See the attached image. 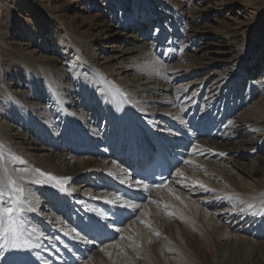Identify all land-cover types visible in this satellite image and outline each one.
<instances>
[{"label": "rangeland", "instance_id": "rangeland-1", "mask_svg": "<svg viewBox=\"0 0 264 264\" xmlns=\"http://www.w3.org/2000/svg\"><path fill=\"white\" fill-rule=\"evenodd\" d=\"M39 4L49 7L45 15L49 22L40 21ZM147 10L153 19L151 23L144 21ZM263 10L264 0H0V129L18 124L21 130L29 132V138L49 146L55 142L47 131L52 124L60 133L71 129L70 147H64L65 141L51 146L61 154V164L66 169L56 177L77 178L68 179L70 185H65L72 187L73 183L75 190L85 194L98 193L99 189L112 192L110 182H115V170L109 166L118 160V154L108 150L95 135L106 124V110L86 107L90 96L105 98L106 94L90 91L89 86H120L133 93L139 82L170 83L173 75L164 72L193 69L181 81L171 80L173 87L187 85L195 89L206 83L201 106L221 87L228 94L223 98L233 103V114L227 116V121L245 112L253 121H262L264 31L258 32L256 21ZM194 25L201 32L188 37ZM139 47L135 52L124 53L127 48ZM87 61L92 69L84 64ZM196 65L207 68L197 70ZM175 81L183 87H176ZM140 91L136 94L141 99L152 95L150 90ZM24 101L33 104H28L30 111L21 109ZM16 113L19 114L15 116ZM80 115L87 126L79 129L76 121ZM37 119L43 124L39 125ZM173 120L153 119L162 131L177 135L175 128L179 125L172 124ZM67 121H73L69 128ZM82 129L92 133L83 142L79 139ZM37 130L44 136L39 137ZM8 133L0 130V136ZM151 136L152 133L145 135L152 142ZM239 138L246 148L239 152L227 147L214 148L209 157L207 173L219 176H203L205 184L216 189L208 194L209 203L199 200L208 195L197 194L195 188L187 190L188 183L180 185L183 190H179L172 182L155 200L149 201L144 195L134 202L140 208L128 220L133 222L118 245L120 248L105 255L100 263L87 255L81 264H127L124 260L128 259L149 264L144 255L130 252L152 254V247V264H173L175 258L171 256L177 257L178 264H264V222L261 228L248 232L234 223L237 218L230 222L224 218L236 206L246 204L247 211L255 216V226L261 224L259 216L264 211V127L254 128ZM10 142L20 147L26 144L13 136ZM187 144L192 146L193 142ZM42 152L52 155L48 150ZM125 152L123 147L122 153ZM39 186L35 184L29 190L40 197L35 199L41 202L39 211L48 212L45 215L49 214L50 220L55 216L59 220L62 217L51 211L54 207H44L48 203L41 197ZM167 247L176 253H168Z\"/></svg>", "mask_w": 264, "mask_h": 264}, {"label": "bare ground", "instance_id": "bare-ground-1", "mask_svg": "<svg viewBox=\"0 0 264 264\" xmlns=\"http://www.w3.org/2000/svg\"><path fill=\"white\" fill-rule=\"evenodd\" d=\"M41 1L42 0H40V2ZM37 6L41 12L39 17L40 21L43 20L47 22V16L45 15L47 11H49V7L47 8L43 4H39ZM262 13H264V10ZM146 14L147 16L144 18V21L150 23L153 22L149 10H147ZM256 23L259 28L258 32H263L264 14L258 17ZM200 32L201 29L199 26L197 27L194 25L193 29L190 28L188 31V37ZM140 48L141 47L127 48L124 50V53L126 54L135 52ZM84 64L88 66L89 61ZM92 66V64L89 65V68L92 69ZM198 66L196 65L197 70L207 68L206 66ZM175 70L176 71L169 70L170 72L167 73L164 72L168 76L173 75V77H169L170 83H156L157 81H153V83L150 84L148 81L139 82L137 85L138 89H134L132 91L133 93L127 89H120V86L111 88H107L106 86L105 88H98L97 83H95L89 86V90H93L94 92H99V90L104 91L106 94L105 98H101L95 94L94 96L89 95L90 97L86 99V107L94 110L100 109V111L101 109L106 110V124H104L101 132L96 133L95 135L99 141H102L106 144L108 150H113L116 154H118V160L115 159L112 162V165L109 166V168L115 170V177H113L115 182L113 181V184L118 182L119 184L126 186L137 193L145 194L148 196L149 201L158 199L157 194L169 187L172 182H174L176 186L179 187V190H183L181 189L180 185L188 183L189 185L186 184L187 190H193L195 188L194 191H196L197 194L204 196L208 194L210 195V193L216 189L214 186L205 184L206 180L205 178L203 179V176H206L207 178L215 175L218 176V174L207 173V165L211 164V159H209V157H211L210 155L215 151H213V149L227 147L228 149H231V151L236 149L239 152L240 150L246 148L243 139H240L239 137L241 135L244 136L247 132L253 130L254 128L264 127V119H262V121L258 119L255 122L251 118V115L247 114L246 112L241 115H236L237 117H235L234 120L230 119L227 121V116L229 114H233V103H229L223 98L224 95L226 97L228 94L224 93L221 87H218L217 89L219 91H214L211 96L209 95L210 91H207V95L210 96H208L209 98L207 99L208 103L204 102V104L201 106L200 101L203 99L206 83L202 82L199 87H196L195 89H193V86L189 87L186 85V87H183L178 85V83L181 81L180 79L186 75H189L193 69L184 70L180 68ZM169 78L167 77V79ZM171 80H180L175 81L174 84L176 87L183 88L176 89L173 87V84H171ZM143 84L145 86H142ZM138 90H150L152 95L149 98L141 99L139 94H136L139 92ZM238 91H240V87L238 88ZM49 98L48 103H50L52 100L51 97ZM75 98L77 100L79 99V97ZM104 101L105 105L102 107ZM25 103H27V105ZM146 103H148L147 106H149V108L146 107ZM28 104L31 107L33 105L29 101H24L21 105V109L24 108L25 111H30L31 107L28 106ZM50 107L52 108L54 106L51 105ZM97 112L99 113V111ZM17 114L19 113H16L15 116H17ZM38 114L39 113H37V115ZM184 115H186V117H184ZM66 118L69 119L68 117ZM154 118H157L160 122L174 119L172 124L179 125V127H181L185 133L190 134L194 138L193 145H188L183 137H180L175 133L167 134L166 132L162 131L163 128L161 129L160 127L154 125ZM37 121L39 125L43 124L41 120L37 119ZM229 121H233L234 123H230ZM72 122L67 121L66 126L69 128L72 125ZM17 125L14 126L13 124H8L6 125V129H0L4 131L7 130L9 132L8 134H2L0 136V187H2L5 192H8L10 187L8 181L11 179L15 180L19 186H22L25 189V193L21 195L23 202L22 206L25 207V212L16 214L18 218L23 221L21 225L17 226L19 229L16 233L17 241L20 239L23 243L27 242L32 246L27 250L30 252V255H22L24 264H72L67 258L66 251L78 258H81V254L88 255L90 256L91 260L94 259L98 263L101 262L105 255L114 254V251L120 248L118 246L120 242L126 238L125 233H128L126 230L133 222V220L128 222V218L124 216L125 212L127 211H135L133 209L127 208V204L137 203L128 201L127 199L119 197L113 192H108L104 189L103 191H100L99 189L98 193L95 192L96 194L93 193L94 191L85 194V192L75 190V186L72 181V187L65 185L68 190L67 192H60L54 196L52 195L53 189L49 186V184L54 182H48L39 186L41 197L46 203H48L47 205L45 204L44 207L46 209H48L50 206L54 207L53 209L50 207L49 210H53L58 218L62 217L57 220L56 216L53 215L55 216L54 220L56 219V222H54V220H50L48 217L49 214L45 215L46 212L42 213L39 211L41 202L35 199H39L40 197L32 195L31 191L29 193L30 188L35 184H31L30 186L28 182L35 181L37 179H46V176H41L36 171L38 168L45 169V172L47 170V172H49V174L52 176H56L57 173L61 174L66 172L65 165L61 164L62 156L61 154L54 152V147L58 146L60 143L63 144L64 141L66 144H68H64V147H70V133L72 130L68 129L67 131H62L60 133L55 130L56 127L54 124H52L51 128L54 131L51 128L47 131L50 137L51 135L54 136L53 138H55V142L57 144H55V142H51L54 144L51 145L54 147H51L45 143H40L36 139L29 138V132L27 130H21V126ZM76 125L77 128H84L87 126L86 121H83V117L81 115L76 121ZM37 131V135L39 137L44 136L39 130ZM151 133L152 142L150 139L145 137V135ZM90 135H92V133L89 132L88 129H82L79 139L81 142H83ZM197 135H199L198 139H196ZM11 136H13L14 139H20L21 141L24 140L26 144L22 145L21 147L13 144L10 142ZM56 136L58 138H56ZM37 145H40V147ZM145 145L149 146V148L154 147L157 150H169L176 154L185 155L184 164H182V166L174 172L172 175V180H170L169 184L163 188L152 189L148 187L145 189L143 187V185H145L144 182L135 180L131 176L133 166L131 154L136 150L138 151L139 156L141 154H146L148 150L143 148ZM123 147L126 151L125 153H122ZM45 150L52 152V155L42 152ZM17 153H20V156ZM202 157H207V159L204 160ZM216 162L218 163L219 161L216 159ZM213 166L214 165L211 167ZM215 170L218 169L216 168ZM43 171L44 170H42V172ZM21 176L24 177L23 180L20 179ZM75 179L77 178L71 177L69 180ZM109 180H112V177L108 178L107 181ZM197 181H199V183H196ZM110 183L112 184V182ZM89 184L90 182H87V185ZM68 185H70V183ZM201 185H204V187ZM205 187L208 190H205ZM25 195H27V199H24ZM209 195L205 198H200L199 200L209 203L211 201V199L207 198L210 197ZM250 196L253 195L251 194ZM111 201H116V204L120 205V207L117 208V206L111 203ZM4 206H9L8 202H5ZM256 206L258 205H255V207ZM247 207L248 205L246 206V204L244 206H236L234 212L226 215L223 213L222 214L225 215L224 218L229 222L230 220L237 218L236 222L234 221V223L238 225V228L248 229V232L249 229L252 230V228H256L258 226L261 228V225L264 222V215H262L264 211L260 213L261 215L259 216L261 224L253 226L255 223V216L251 215V213L247 211ZM28 208L35 209V211H28ZM106 209L108 211H105ZM109 210H115L119 212L121 216H124L123 222L126 220L124 224L115 227L112 223V217L109 216ZM4 221L5 224H7L6 215L4 216ZM97 221H99L101 224L108 225L107 228L101 229V231H103L105 234H112L110 233L112 229H108V227L113 228L112 231L114 238L112 240L104 244L90 242L89 240L84 239L75 228V225L81 224L89 231L96 232L98 228L89 226L95 224ZM234 228L238 229L236 227ZM41 233H43V235H41ZM132 238L134 237H131V242H133ZM0 243H3V241L0 240ZM172 249L171 247H167L168 253L175 254L176 252H174ZM149 250H153L152 254H149L150 252L146 251L145 253H137L138 251L136 250L130 252L131 254H129L133 255L135 253L140 254V256L142 254L144 255L143 259L146 260L147 263L152 264L155 254L154 247H152V249L149 248ZM16 251L18 250H8L7 247H5L4 251H0V257L5 258L3 260V264H8L9 261L13 263L17 257L14 255ZM170 258H175V260H172L174 261L173 264H178V262H180L177 260L176 256H171ZM138 262L130 259L124 260V263L127 264H138Z\"/></svg>", "mask_w": 264, "mask_h": 264}, {"label": "snow or ice", "instance_id": "snow-or-ice-1", "mask_svg": "<svg viewBox=\"0 0 264 264\" xmlns=\"http://www.w3.org/2000/svg\"><path fill=\"white\" fill-rule=\"evenodd\" d=\"M41 176H46V179H37L35 181H29V185L31 184H39L44 185L48 182H54L49 184V186L53 189L52 195H57L60 192H67V188L65 187V183L68 179V177L64 178H58L56 176H52L50 174L40 173V170H36ZM21 180L24 179L23 176L20 177ZM139 183V182H138ZM196 183H199L197 181ZM9 191L5 192L2 187H0V240L3 241V243H0V251H4L5 247H7L8 250H18L14 253L15 256L20 254H27L30 255V252L27 250L30 249L32 246L29 245L27 242L24 244H21L17 242L16 233L18 232V225H21L23 221L18 218L16 214L24 213L25 207L22 206L23 202L21 199V195L25 193V189L22 186H19L15 180L9 179ZM164 185H155V187H163ZM204 187L203 185H201ZM145 189H147L148 185H143ZM171 191V189H169ZM205 190H208L205 187ZM24 199H27V195L24 196ZM119 199V198H118ZM8 202L9 206H4V203ZM114 205L117 206V208L120 207V205L116 204V201H111ZM127 208L136 210L140 208V205L138 204H127ZM28 211H35V209L28 208ZM7 216V224H5L4 216ZM264 215V213H262ZM107 224H101L99 221H97L95 224L90 225L89 227H96L100 229L107 228ZM43 235V233H41ZM5 258L0 257V264H3V260ZM8 264H12V262H8Z\"/></svg>", "mask_w": 264, "mask_h": 264}]
</instances>
